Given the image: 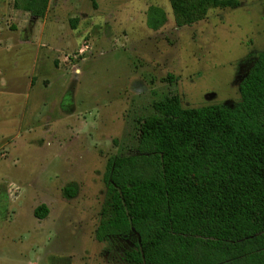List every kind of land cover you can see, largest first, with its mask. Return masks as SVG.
Returning <instances> with one entry per match:
<instances>
[{"label": "rangeland", "instance_id": "obj_1", "mask_svg": "<svg viewBox=\"0 0 264 264\" xmlns=\"http://www.w3.org/2000/svg\"><path fill=\"white\" fill-rule=\"evenodd\" d=\"M239 1L177 26L168 0H49L43 17L0 0V264H134L136 234L95 239L107 161L135 152L133 120L168 91L184 108L240 100L264 0Z\"/></svg>", "mask_w": 264, "mask_h": 264}, {"label": "trees", "instance_id": "obj_2", "mask_svg": "<svg viewBox=\"0 0 264 264\" xmlns=\"http://www.w3.org/2000/svg\"><path fill=\"white\" fill-rule=\"evenodd\" d=\"M177 26L239 0H168ZM49 0H13L43 17ZM149 8L148 25L165 21ZM169 79H173L171 74ZM235 104L184 108L176 91L133 120L134 153L108 159L105 201L95 230L137 235L134 264H264V51L238 85ZM45 204L33 215H47Z\"/></svg>", "mask_w": 264, "mask_h": 264}, {"label": "flooded vegetation", "instance_id": "obj_3", "mask_svg": "<svg viewBox=\"0 0 264 264\" xmlns=\"http://www.w3.org/2000/svg\"><path fill=\"white\" fill-rule=\"evenodd\" d=\"M255 59H256V57H255ZM255 59H254V61H255ZM254 61H253V63H254ZM253 63H252V65H253ZM252 65H250V68L252 67ZM250 68L247 71H245L241 76L238 77V79H237V81H238L237 82V86L239 85L240 81L246 76V74L248 73V71L250 70ZM225 105H230V104H225Z\"/></svg>", "mask_w": 264, "mask_h": 264}]
</instances>
